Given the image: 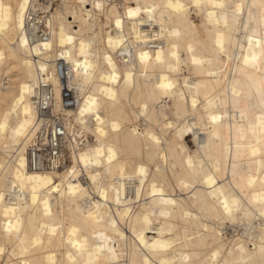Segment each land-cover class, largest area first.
<instances>
[{
	"label": "bare ground",
	"instance_id": "obj_1",
	"mask_svg": "<svg viewBox=\"0 0 264 264\" xmlns=\"http://www.w3.org/2000/svg\"><path fill=\"white\" fill-rule=\"evenodd\" d=\"M54 1L0 0V264H264V0ZM58 60L90 140L38 166Z\"/></svg>",
	"mask_w": 264,
	"mask_h": 264
},
{
	"label": "built area",
	"instance_id": "obj_2",
	"mask_svg": "<svg viewBox=\"0 0 264 264\" xmlns=\"http://www.w3.org/2000/svg\"><path fill=\"white\" fill-rule=\"evenodd\" d=\"M110 2V0H105ZM116 2L118 6L124 2V0H112ZM45 6L50 5L51 7H56L57 2L54 0H40ZM52 4H48L51 3ZM90 6V4H89ZM91 6L89 7V9ZM37 20L30 23L33 24L37 29H30L29 34L33 38L44 37L46 34L45 28L48 30V26L42 21L45 15L40 12V14L35 15ZM40 18V20L38 19ZM81 21H76L77 27L84 28L88 23L93 21V16L90 11L83 12L81 15ZM44 20V19H43ZM29 24V22L27 23ZM58 76L62 86L61 96L59 100L60 107L62 110H54L55 108V93L53 86L40 82L37 86V92L35 96V104L38 111V115L41 121V126L39 130L38 137L34 141V154L36 153L37 165L42 163L47 165L48 163H55L57 167H63L66 164L63 153L66 149L63 144V138L66 134L74 137L77 136L81 146H86L89 143L90 138L78 127L73 128L72 131L76 133L72 135L68 130L67 117L64 113L65 109L74 108L78 105V98L75 95V91L69 86L68 83V68L64 61L58 60ZM71 134V135H70Z\"/></svg>",
	"mask_w": 264,
	"mask_h": 264
},
{
	"label": "rangeland",
	"instance_id": "obj_3",
	"mask_svg": "<svg viewBox=\"0 0 264 264\" xmlns=\"http://www.w3.org/2000/svg\"><path fill=\"white\" fill-rule=\"evenodd\" d=\"M193 10H194V7H192V11ZM191 18H192L194 24L199 25L201 23L200 15H198V14H196L194 12H191ZM251 27L252 28L256 27L254 22H251ZM185 73L187 74V72H185ZM167 101H169V100H167ZM168 103L171 104V102H168ZM155 108L158 109L156 104H155ZM159 113H160L159 117L167 124V126L169 128L168 129H166V128L158 129V131L161 130V132L165 135V137L170 140V138L172 136V132L174 131V129H173L174 126L175 125H179L180 123H182L183 122V118H177V117L173 116L171 108H169L167 106L163 109L162 112H159ZM176 122H178V123H176ZM131 123H136V121L134 120ZM236 226L237 227H235L233 229L231 228V230H229V232L234 234V233H237V232L245 231L243 225L239 224V225H236Z\"/></svg>",
	"mask_w": 264,
	"mask_h": 264
}]
</instances>
